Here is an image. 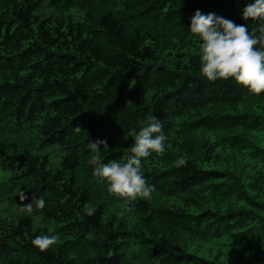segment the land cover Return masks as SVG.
<instances>
[{
    "label": "trees",
    "instance_id": "16d2710c",
    "mask_svg": "<svg viewBox=\"0 0 264 264\" xmlns=\"http://www.w3.org/2000/svg\"><path fill=\"white\" fill-rule=\"evenodd\" d=\"M251 2L0 0V191L44 199L34 211L51 225L1 217L0 264H264V93L207 81L188 31L197 10L251 30ZM153 115L167 137L142 160L154 191L126 201L93 175L88 145L126 163ZM38 235L58 240L41 252Z\"/></svg>",
    "mask_w": 264,
    "mask_h": 264
},
{
    "label": "clouds",
    "instance_id": "9594fccd",
    "mask_svg": "<svg viewBox=\"0 0 264 264\" xmlns=\"http://www.w3.org/2000/svg\"><path fill=\"white\" fill-rule=\"evenodd\" d=\"M239 2V0H237ZM245 21H260L249 30L248 24L237 25L233 21L217 16L215 13L202 14L197 10L190 18L188 31L197 36L200 44V72L209 82L233 79L238 85L246 88L253 95L264 93V0H252L242 9ZM143 123V122H141ZM80 132V127H75ZM133 145L128 149L130 155L126 163L116 160L103 163L101 146L107 147L106 141L90 142L92 155L88 163L93 167V175L107 182V190L116 197L126 201H135L138 197H151L154 186L147 183L141 167L142 160L153 153L163 155L166 135L163 124L156 116H151L146 126L131 134ZM186 164L183 157L175 161L177 167ZM21 202L28 199L23 191L18 193ZM65 196L60 202L64 203ZM35 209L45 207L44 199H36L33 203L24 204L21 211L32 213ZM84 214L91 216L94 208L85 204ZM92 239L91 233L87 235ZM57 235H38L31 243L39 251L44 252L56 244Z\"/></svg>",
    "mask_w": 264,
    "mask_h": 264
},
{
    "label": "rangeland",
    "instance_id": "374dc122",
    "mask_svg": "<svg viewBox=\"0 0 264 264\" xmlns=\"http://www.w3.org/2000/svg\"><path fill=\"white\" fill-rule=\"evenodd\" d=\"M70 13L76 14L75 9H71ZM254 139L258 141L259 145L264 146V130L254 131L253 132ZM11 174V169L0 166V184L9 178ZM16 195V190H5L0 191V218L1 217H12L16 218L19 215L29 216L32 220L33 227L36 228L42 224H47L49 227L51 225L47 223L41 216V214L33 211L32 213L25 211H21V208L24 204L28 203H20L12 200L13 196Z\"/></svg>",
    "mask_w": 264,
    "mask_h": 264
}]
</instances>
